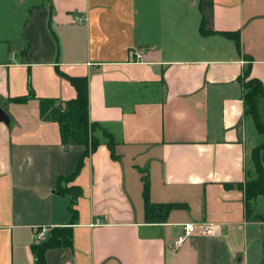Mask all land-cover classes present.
Listing matches in <instances>:
<instances>
[{
	"label": "crops",
	"instance_id": "1",
	"mask_svg": "<svg viewBox=\"0 0 264 264\" xmlns=\"http://www.w3.org/2000/svg\"><path fill=\"white\" fill-rule=\"evenodd\" d=\"M248 68L264 86V0H0V264H37L42 230L71 222L57 182L86 149H65L40 102L75 99L77 78L101 144L68 185L72 247L46 264H264V198L240 188L264 146ZM145 179L151 203L180 206L164 223L146 219ZM188 223L214 232L173 250Z\"/></svg>",
	"mask_w": 264,
	"mask_h": 264
},
{
	"label": "trees",
	"instance_id": "2",
	"mask_svg": "<svg viewBox=\"0 0 264 264\" xmlns=\"http://www.w3.org/2000/svg\"><path fill=\"white\" fill-rule=\"evenodd\" d=\"M226 36H232L226 34ZM239 44V42H237ZM250 69L248 68L239 78V83L244 90V103L246 106V115H250L256 124L259 133L264 134V124L259 114V102L264 99V86L257 79H250ZM73 86L76 88L77 96L68 102H59L53 99L41 100L40 109L42 116L47 120L55 121L59 124L62 144L66 150L71 146H83L86 149L85 154L78 162L74 173L67 178H60L57 182L56 192L61 196L71 195L72 199L69 204L71 222L67 226L53 228L49 236L43 242L33 246L32 250L36 257L37 264H46V252L50 249L63 247H72L73 228L72 226L78 220V211L75 204L81 195V190L75 186H68L75 181L84 167L86 158L93 155L100 147L99 139L94 135L98 126L90 121L89 117V86L86 78L71 79ZM28 98H20L18 102H24ZM103 134L108 138V148L112 151L113 157L115 142L114 139L103 130ZM264 146H259L253 151L254 163L258 177L254 181L247 182L240 188L244 191L246 202L257 200L259 197L264 198V174L260 163L259 153ZM115 158V157H114ZM149 180H144V200L146 219L149 223H164L167 221L170 212L179 205L153 204L149 200Z\"/></svg>",
	"mask_w": 264,
	"mask_h": 264
},
{
	"label": "built area",
	"instance_id": "3",
	"mask_svg": "<svg viewBox=\"0 0 264 264\" xmlns=\"http://www.w3.org/2000/svg\"><path fill=\"white\" fill-rule=\"evenodd\" d=\"M141 57V56H140ZM47 230H42L39 235L41 238H46ZM214 226L213 225H197L194 223L185 224L183 227V232L178 236L172 245L173 250L179 249L184 243L192 239L196 234H213Z\"/></svg>",
	"mask_w": 264,
	"mask_h": 264
},
{
	"label": "rangeland",
	"instance_id": "4",
	"mask_svg": "<svg viewBox=\"0 0 264 264\" xmlns=\"http://www.w3.org/2000/svg\"><path fill=\"white\" fill-rule=\"evenodd\" d=\"M262 140L264 141V137H262ZM49 233H50V231H48V230H47V232H46V238H45V239H47V238H48V236H49Z\"/></svg>",
	"mask_w": 264,
	"mask_h": 264
}]
</instances>
